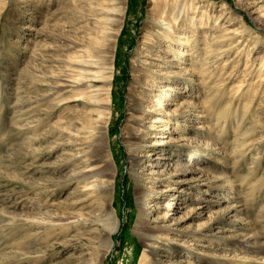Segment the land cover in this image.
I'll return each instance as SVG.
<instances>
[{
  "label": "rangeland",
  "instance_id": "1",
  "mask_svg": "<svg viewBox=\"0 0 264 264\" xmlns=\"http://www.w3.org/2000/svg\"><path fill=\"white\" fill-rule=\"evenodd\" d=\"M75 6L0 0V264H264V0H124L109 65Z\"/></svg>",
  "mask_w": 264,
  "mask_h": 264
},
{
  "label": "bare ground",
  "instance_id": "2",
  "mask_svg": "<svg viewBox=\"0 0 264 264\" xmlns=\"http://www.w3.org/2000/svg\"><path fill=\"white\" fill-rule=\"evenodd\" d=\"M75 10H78V8L83 9L84 11H88V16L94 17L95 19L99 18V20H96V23H98L100 26H102V32L101 34H96L95 39L92 40V44L90 45V58H95L96 56L92 55L94 54V51L97 53L98 61L105 62L104 64L109 65L111 62V56H112V44L117 34V29L119 28L122 18L126 14V7L124 6V0H73ZM77 3V4H76ZM82 5L81 7H79ZM101 20V21H100ZM102 37V42L100 43V38ZM88 64L83 61V66L87 67L90 64L95 63L94 60H87ZM98 64H100L98 62ZM109 78V77H108ZM107 82V77L105 78ZM110 94L109 91H107L106 87L99 89L96 91V94L94 95L93 101H97L96 106L93 107V112L99 110L100 108H107L108 105L105 104L106 99L105 96ZM110 100V99H109ZM146 113V109L141 106L140 108V115H144ZM154 114V115H153ZM151 117H157V113H148ZM103 113L99 112V118L98 120L94 121L90 119V125L88 127V131H90V136L92 138V144L91 147L95 150L99 151L102 147H105L107 145V142L105 140L106 133L103 131L105 126L109 123L110 115L107 117H103ZM172 119V118H171ZM96 123V127H92V123ZM159 124H162L163 126H166V123L161 120H155L151 122L150 127H145L142 129L138 134L136 133L134 136V139L136 140H142L140 145H137L135 152L139 154H144L147 160H150L152 155H157L159 151L162 150V144L157 145L156 140L160 138L158 135H161L165 132V129L159 128ZM151 131V136L149 137V132ZM185 141V140H183ZM130 143V142H129ZM185 148V145H184ZM174 157L173 155H171ZM169 157L167 160H171L172 157ZM159 162H162L163 160H166L164 158H158ZM164 230H168V228H164Z\"/></svg>",
  "mask_w": 264,
  "mask_h": 264
}]
</instances>
